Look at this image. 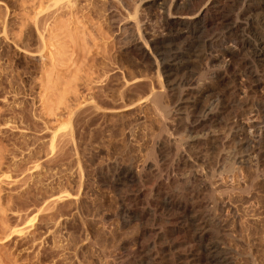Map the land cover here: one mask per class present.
<instances>
[{"label": "rangeland", "instance_id": "rangeland-1", "mask_svg": "<svg viewBox=\"0 0 264 264\" xmlns=\"http://www.w3.org/2000/svg\"><path fill=\"white\" fill-rule=\"evenodd\" d=\"M170 1L0 0V264H264V123L241 104L249 93L264 99V79L235 98L219 92L220 110L236 101L220 113L224 128L209 130L218 141L188 145L206 112L180 93L202 82L205 60L170 77L131 47L132 34L115 33L143 19L158 39V7ZM211 31L193 35L201 52ZM183 75L171 96L170 80ZM234 120L247 127L237 151L224 138ZM169 196L181 206L164 207ZM200 217L216 261L194 237Z\"/></svg>", "mask_w": 264, "mask_h": 264}, {"label": "bare ground", "instance_id": "bare-ground-1", "mask_svg": "<svg viewBox=\"0 0 264 264\" xmlns=\"http://www.w3.org/2000/svg\"><path fill=\"white\" fill-rule=\"evenodd\" d=\"M185 1L184 0H171L169 5H167L168 3L167 4H164L163 2H162L163 4L160 3L158 8H160L164 12L165 15L163 16L162 33H161V35H160V37L158 39H155V38L152 39L151 38V40H149L148 37L144 34V30H143V26H142V24H143L142 20L143 19H138V20L135 19L136 21H134V24H133L132 28H130V29L127 28V27L123 28V26H121V24L118 25L117 29H116L117 31L115 33L118 32V36H121V38L123 37L122 36L123 33H125V34H127V33L129 34L130 33V35L132 34L133 39H132V42L130 43L132 45L131 47L133 49L138 50L140 56L143 59L147 58L146 59L147 61L151 59V61L154 62V64H156L158 72H159V68L160 69L163 68L162 70L166 69L167 72L169 71L170 74H168V75L170 77L172 76V72L171 71H174V70H177V69H180V68H182V70L184 71V73L182 72L183 74L188 75V74L193 72V69H194L195 65L198 62L205 60V62H201V63H205V66H206V67H204L206 69L202 73L200 72L201 73L200 74V81H202V82L194 83V85H191L190 87L185 89V92H182V90H181V93H180L179 89L182 87L183 83L185 82V78H186L183 75L179 79L175 78L174 80L171 79L172 81L170 80V87L171 88H169L168 91L170 92L171 96H175L176 93H178L177 91H179L180 95H182V98L186 97L184 99V101H183V99L181 100V98H180V100H181L180 103H182V104L184 102L192 103V105H190V106H195V107L200 106L203 109V111L206 112L205 115L203 114L204 115V119L202 118L198 122L196 121V122H194L192 124L190 123L191 125H189V127H188L189 132L191 133V132H194V131L197 130L198 132L202 133L201 134L202 136H197L196 138H190V139L187 138L188 139L187 140L188 145L192 141H195V140H198V139H205V140L207 139V140H209L211 142H215V141H218L219 136H217L216 134L215 135H211L209 133V130L211 129L212 126H215V125L216 126L220 125L221 128L223 127V123L224 122H222L223 120L220 118V113L222 112L223 109H227L228 107H230V105L235 100V99H232V100H230L227 103H223V105L221 107V110H220L219 107H218L219 105L217 103L218 101L216 100L215 96L218 95L219 92L220 93L221 92H227L228 94L230 93V95L232 94V96H233V95H235L237 93H240L241 89H243V88H245V89L248 88L250 90H253V89L255 90V87L257 86V83L261 79H264V0H233V1L231 0L230 3L234 7L233 8L231 6L232 7L231 10H230L231 7L229 8V10H225L224 9L225 8L224 7V2L227 3L228 2L227 0H204L202 4L200 3L198 6H196V8L193 7L192 9H190L187 6H184L186 4V3L184 4ZM190 1H194V0H190ZM41 13H43V12H41ZM38 15H40V14H38ZM38 15L36 16L37 19H38ZM37 19H36V21H37ZM39 21L40 20H38V22ZM116 22H117V20H116ZM40 23H43V22H40ZM35 25H37V23ZM214 28L215 29L217 28V30L213 31ZM37 29H38V27H37ZM208 31H211V37L209 36V38H208L209 40L206 38L208 40V43H207L206 39L203 40L205 45H207V44L209 45L208 53L207 52L205 53L204 51L201 52L202 50L201 51L198 50L197 46L198 47H200V46L197 45V44H200V43L198 42V38L197 39H193V35L195 36L196 34H199V33L202 34L203 33V36H204V33L208 32ZM208 33H206V34H208ZM39 36L41 38H43L42 34L39 35ZM125 36H127V35H125ZM199 36H200V34H199ZM130 40H131V38H130ZM152 62H151V64H152ZM165 74H166V71H165ZM160 75L161 74H159L158 76H160ZM169 76H167V77H169ZM187 82H188V80H187ZM167 87H169V85ZM254 90H253V92H254ZM159 95L158 94H154L153 95L154 96V101H156L157 104L159 103V100H160ZM263 100L261 98L257 97L256 94L254 95V94H250L249 93V94L246 95V97H244V100L242 101L241 104H242V107H243L242 109L245 112H248V113H253L254 112V113L260 115L261 116L260 118H262L263 123H264V101ZM239 101L240 100H238L237 103H239ZM241 104L239 103L240 106H241ZM160 105H161V102H160L159 105H156V106L159 107ZM184 105H185V103H184ZM163 108L165 109V107H163ZM163 108H162V110H163ZM188 108H189V106H188ZM186 110L187 109H185V112H187ZM192 110H191V112H192ZM166 112H168V111H166ZM201 113H202V110H201ZM192 114H194V113L192 112ZM166 115H168V114L166 113ZM186 115L191 116V113L186 114ZM187 119H188V116H187ZM231 121H232V119H231ZM243 123L240 120H234V122H232V123L230 122V124L232 126L230 128L231 131H229L227 133L224 132L225 141L227 143H231V144L235 143L234 144L235 145L234 148H236V151L238 149L244 147L243 145L246 144L245 141H243L245 138L238 136V133L242 132L245 128H247V127H245V125ZM173 124H171V125H173ZM186 124H187V122H186ZM165 128H167V127H165ZM232 128H234V129H232ZM213 129H214V127H213ZM228 129H226V130H228ZM221 131H222V129H221ZM165 139L166 138H164V140ZM222 140L224 141V139H222ZM170 141H172V140L168 141L169 144H170ZM183 141H181V142H183ZM261 141L262 140H260V144H261ZM187 143H186V146H188ZM177 146H179V145H177ZM183 147H184V145H183ZM180 149H179V153H181L180 157L183 158L182 160H184L186 163L187 162H191L192 160L190 161V158L189 159L185 158L186 157L185 156V153H186L185 150L182 149V152H180ZM176 153H178V152H176ZM188 153H186V154L188 155ZM196 157H198V156H196ZM191 158H193V157H191ZM197 160H196V162H197ZM177 168H178V166H177ZM158 172H159V170H158ZM156 177L160 178L157 175H156ZM211 177H213V176H211ZM166 189H168V188H166ZM213 189H214V187H213ZM62 193H64V192H62ZM159 193H160V191H159ZM68 194L69 193H67V195ZM62 197H64V195ZM66 197H64V198H66ZM60 198H61V196H60ZM150 198H152V197H150ZM169 198H170V196H169ZM169 198L164 200V202L162 203V204H164L163 205L164 207H171L172 208V207H178L179 205L181 206V204H178L176 201H172L171 200L172 198H170V199ZM213 198H214V196H213ZM164 199H165V197H164ZM216 203L217 202L215 201L212 204L213 205H218L219 202L217 204ZM210 207H208V208H210ZM215 208H217V207L215 206ZM229 211H230V208H229ZM233 213H234V211H233ZM233 213H232V215H233ZM178 215H180V214H178ZM208 219L209 218H205V217L203 218L202 217L199 220V222H197V224H199L201 226L200 229H202V231L200 233L196 232L194 237L198 240V243L202 245L203 249L208 252L211 260L216 261L218 259V257H220V253H221V252L219 253V246L217 244H215V243H210V242L209 243H204L203 242L205 237H206L205 236L206 231H208V229H207ZM31 221H34V219L31 220ZM174 223H176V222H174ZM193 227H195V226H193ZM201 245H200V247H201ZM191 246L193 247L194 245H191ZM218 254H219V256H218ZM143 257H144V255H143ZM46 258H45V260H46ZM188 260L186 262H188ZM218 262H220V261H218ZM208 264H210V263H208ZM223 264H224V262H223Z\"/></svg>", "mask_w": 264, "mask_h": 264}]
</instances>
